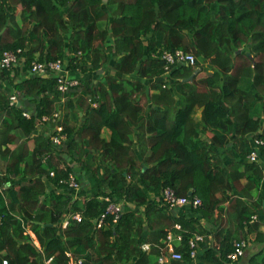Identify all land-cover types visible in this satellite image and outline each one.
Masks as SVG:
<instances>
[{
	"label": "trees",
	"instance_id": "obj_1",
	"mask_svg": "<svg viewBox=\"0 0 264 264\" xmlns=\"http://www.w3.org/2000/svg\"><path fill=\"white\" fill-rule=\"evenodd\" d=\"M17 49L0 66V264H157L169 241L168 264H264V0H0V59ZM176 50L194 62L165 69ZM165 187L201 203L171 207Z\"/></svg>",
	"mask_w": 264,
	"mask_h": 264
},
{
	"label": "built area",
	"instance_id": "obj_2",
	"mask_svg": "<svg viewBox=\"0 0 264 264\" xmlns=\"http://www.w3.org/2000/svg\"><path fill=\"white\" fill-rule=\"evenodd\" d=\"M19 51L20 50L17 49V51L3 52L2 57L0 59V66L10 67L11 65H14L18 60L17 52ZM161 57L165 61V67H164L165 69H167L168 66L175 61V59H178L180 61H184L190 64L194 62L193 54L189 52H184L182 50H176L174 53L164 51ZM61 69H62V64L60 60L43 61V62L34 60L31 62L29 71L31 74H35V75H46L47 73H50V72L59 73ZM57 82H58V89L62 92L66 91L70 87V85L76 84L75 80H67L64 78H58ZM11 99H14V96H11ZM23 114L26 117L30 116L28 112H23ZM41 118L42 120L49 122V123L51 121V118L48 116H42ZM61 129H62L61 126H56L55 128L53 127L51 134H50V139L52 143L57 146L62 145L63 142L65 141L64 134L61 133ZM255 143L264 144V142L259 139H256ZM256 156H257L256 152L253 151L250 153L249 158L254 160L256 159ZM70 184L76 186V182L72 177L70 178ZM160 197L165 203L169 204V206L171 207L172 206H182L186 204H192L193 206H197V205H200L201 203L200 199L197 196H193L192 198H188L185 196H179L170 187H165L161 191ZM120 211L121 209L119 205L115 203H111L107 207L106 212L113 214L114 219H116L119 217ZM104 216L105 214H101V217L98 221L99 225L102 223V219ZM73 217L77 220H80V216L78 214H74ZM66 222L67 221H65L64 223L66 224ZM175 226L179 228L178 224H176ZM167 237L168 239H171V234L169 233ZM200 240H202V236L199 234H196L194 237L188 240L191 257H196V249L198 246V241ZM233 246H234V250L228 254V258L230 259L231 262H234L240 256H243L245 254V250L248 247V243L244 239H238V240L233 241ZM142 247L143 249L147 250L149 249V244L145 243L143 244ZM67 255H70V254L67 253ZM179 259H181V254L174 250L172 243L169 241L167 253H163L158 257L157 264H168L172 260H179ZM82 263H83L82 258H77V259L71 258V261H69V264H82ZM2 264H7V261L3 260ZM44 264H53V263L51 259H48L44 261Z\"/></svg>",
	"mask_w": 264,
	"mask_h": 264
},
{
	"label": "rangeland",
	"instance_id": "obj_3",
	"mask_svg": "<svg viewBox=\"0 0 264 264\" xmlns=\"http://www.w3.org/2000/svg\"><path fill=\"white\" fill-rule=\"evenodd\" d=\"M237 60H238V63H239L240 59L237 58ZM193 116H194L195 120H196V117H200V116H201V108H199V107H198V108L195 107V108H194V112H193ZM196 122L200 124L199 120L196 121ZM3 164H4L3 160L0 159V170L4 168V165H3ZM81 183H83V184H87V182H84V181H82ZM253 194L256 195V194H257V191H256V190H253ZM260 228H261L262 230H264V225H262ZM255 248H256V247H255V244H251V246H250V248L248 249V251H249V250H253V249H255Z\"/></svg>",
	"mask_w": 264,
	"mask_h": 264
},
{
	"label": "crops",
	"instance_id": "obj_4",
	"mask_svg": "<svg viewBox=\"0 0 264 264\" xmlns=\"http://www.w3.org/2000/svg\"><path fill=\"white\" fill-rule=\"evenodd\" d=\"M200 119V117H196V120L195 121H198ZM102 134H103V136H105V137H109V134H110V132H109V130L108 129H106V128H104V130H103V132H102ZM29 145L32 147L33 146V142L31 143H29ZM220 153H222V151H220ZM222 155V154H221ZM84 180V182H86L87 180L85 179V178H83ZM36 244H37V242H36Z\"/></svg>",
	"mask_w": 264,
	"mask_h": 264
},
{
	"label": "water",
	"instance_id": "obj_5",
	"mask_svg": "<svg viewBox=\"0 0 264 264\" xmlns=\"http://www.w3.org/2000/svg\"><path fill=\"white\" fill-rule=\"evenodd\" d=\"M196 71H197V70H196ZM196 71H195V72H196ZM191 77H192V76H190L189 78H191Z\"/></svg>",
	"mask_w": 264,
	"mask_h": 264
}]
</instances>
